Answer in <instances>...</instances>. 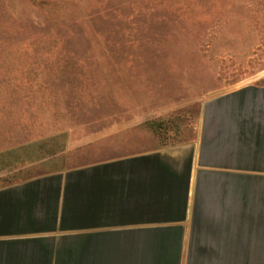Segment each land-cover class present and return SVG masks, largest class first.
Masks as SVG:
<instances>
[{
	"label": "rangeland",
	"instance_id": "obj_1",
	"mask_svg": "<svg viewBox=\"0 0 264 264\" xmlns=\"http://www.w3.org/2000/svg\"><path fill=\"white\" fill-rule=\"evenodd\" d=\"M264 73V0H0V185L195 136Z\"/></svg>",
	"mask_w": 264,
	"mask_h": 264
},
{
	"label": "crops",
	"instance_id": "obj_2",
	"mask_svg": "<svg viewBox=\"0 0 264 264\" xmlns=\"http://www.w3.org/2000/svg\"><path fill=\"white\" fill-rule=\"evenodd\" d=\"M0 264H264V73L192 139L0 185Z\"/></svg>",
	"mask_w": 264,
	"mask_h": 264
}]
</instances>
